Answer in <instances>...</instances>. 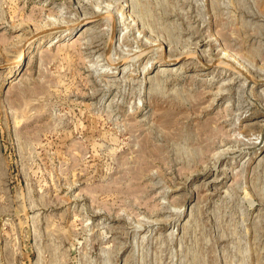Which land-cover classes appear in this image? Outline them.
<instances>
[{
  "label": "rangeland",
  "instance_id": "rangeland-1",
  "mask_svg": "<svg viewBox=\"0 0 264 264\" xmlns=\"http://www.w3.org/2000/svg\"><path fill=\"white\" fill-rule=\"evenodd\" d=\"M0 264H264V0H0Z\"/></svg>",
  "mask_w": 264,
  "mask_h": 264
},
{
  "label": "bare ground",
  "instance_id": "bare-ground-1",
  "mask_svg": "<svg viewBox=\"0 0 264 264\" xmlns=\"http://www.w3.org/2000/svg\"><path fill=\"white\" fill-rule=\"evenodd\" d=\"M27 55V54H26ZM25 57V56H24ZM23 61V57L21 56L20 59H19V62H22ZM136 230V229H135Z\"/></svg>",
  "mask_w": 264,
  "mask_h": 264
}]
</instances>
